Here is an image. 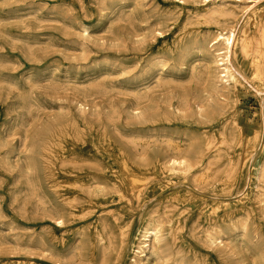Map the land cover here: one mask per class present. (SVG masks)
<instances>
[{"label":"rangeland","instance_id":"obj_1","mask_svg":"<svg viewBox=\"0 0 264 264\" xmlns=\"http://www.w3.org/2000/svg\"><path fill=\"white\" fill-rule=\"evenodd\" d=\"M173 1L0 0V264H62L59 256L76 248L84 257L90 249L99 254L95 232L105 217L118 214L134 231L143 216L167 206L173 193L178 199L167 210L177 223L171 256L155 264H173L178 257L196 264H264V253L251 246L244 250L240 233H227L223 239L233 256L204 243L206 229L214 224L225 228L230 218L244 213L253 224L250 232L264 240L260 210L253 198L241 195L248 188L239 181L225 193L213 181L177 182L172 191L164 180H154L138 201L131 195L119 199L107 194L94 200L91 211L77 212L81 214L61 227L50 222V202L60 197L53 175L62 187L86 177L83 166H62L64 157L94 155L109 165L124 157L137 159L133 137L145 138L151 155L163 153L167 139L216 136L230 123L229 113L210 126L172 112L183 101L192 108L205 97L190 42L214 29L196 21L192 4L177 6ZM158 61L166 63L163 70ZM248 81L236 94L234 107L236 124L256 141L247 150L246 172L264 159V82ZM78 101L86 106L84 115L75 107ZM137 109L144 110L145 120L133 116ZM93 110L97 116H90ZM107 255L112 264L114 254ZM126 262L127 257L120 264Z\"/></svg>","mask_w":264,"mask_h":264},{"label":"bare ground","instance_id":"obj_2","mask_svg":"<svg viewBox=\"0 0 264 264\" xmlns=\"http://www.w3.org/2000/svg\"><path fill=\"white\" fill-rule=\"evenodd\" d=\"M120 1H131L135 4L139 0ZM173 2L177 6L192 4L197 11L194 15L196 21L201 25L213 26L214 29H208L205 34L195 35L190 42L191 49L195 51L196 60L200 64L197 77L202 83L205 97L200 98L198 103L192 106L193 109L183 101V106L176 107L172 112L183 120L195 117L210 126L229 113L230 123L225 124L216 136H188L186 142L167 139L163 142V153L158 150L151 155L145 138L133 137L131 143L138 155L137 159L136 156L132 159L124 157L109 165H105L94 155L82 159L75 156L64 157L61 161L62 166L73 168L83 166L87 171L85 179L75 180L70 187H62L63 183H60V179L53 175L54 188H56L54 192L57 197L60 196L56 198V203L50 202V222L56 227H61L66 221L74 219L79 211L81 213L91 211L94 200L107 194H116L119 199H127L128 195H131L138 201L146 185L159 179L164 180V186L172 191H175L177 182L181 184L191 182L197 185L213 181L212 185L217 183L218 190L225 193L236 189V183L239 181V186L248 188V195L243 193L241 195L253 198L264 221V159L253 165V168L247 172L243 169L248 157L247 150L252 149L256 141L255 137L246 138L243 129L234 119L238 91L244 88L245 83L250 84L248 80L264 82V6L260 4V0H174ZM238 14H240L239 18H237ZM186 55L185 49L181 59L184 60ZM165 64L164 61L157 62V66L162 70ZM193 71L194 68L191 67L189 76L191 80L196 77ZM122 75L124 76V73ZM157 82L161 83L162 80L158 78ZM110 98L113 97L110 96ZM75 107L81 115H84L86 106L83 102H75ZM94 111L90 116H97ZM133 116L139 120L146 119L142 109L135 110ZM217 137L221 141L215 142ZM59 199L61 201H58ZM170 199L167 202L168 205L160 211H153L143 216L134 231L122 216L110 214L103 219V223L95 232L96 243L100 247L99 254L94 249H90L84 257L76 248L71 254L59 256L60 261L62 264H108L107 253L112 252L114 254L112 264L114 262L120 264V261L126 257L128 259L126 264L159 263L171 256L170 246L177 230V223L170 217L167 210L172 208L173 202L177 201L178 194L173 193ZM222 204L225 209L231 206L228 202H222ZM216 209L218 207L213 208V211ZM252 225L247 214H240L237 218H230L225 228L214 224L206 229L203 233L204 243L212 250L218 249L226 255L233 256L234 252L223 244V239L227 233L237 232L240 233L237 237H240V244L243 245L244 250L250 251L249 246H251L254 247L255 252L264 253V240L257 233L250 232ZM254 239L256 242L259 241L257 245L253 244ZM173 264L196 263L178 257L174 259Z\"/></svg>","mask_w":264,"mask_h":264}]
</instances>
